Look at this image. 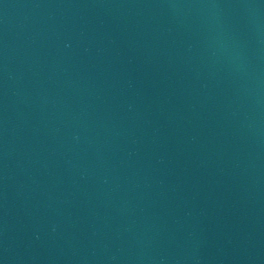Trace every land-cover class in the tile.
<instances>
[{"label":"water","instance_id":"water-1","mask_svg":"<svg viewBox=\"0 0 264 264\" xmlns=\"http://www.w3.org/2000/svg\"><path fill=\"white\" fill-rule=\"evenodd\" d=\"M0 264H264V0H0Z\"/></svg>","mask_w":264,"mask_h":264}]
</instances>
